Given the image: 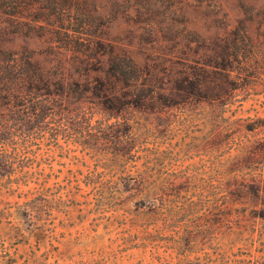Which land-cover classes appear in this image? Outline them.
<instances>
[{
    "label": "rangeland",
    "instance_id": "obj_1",
    "mask_svg": "<svg viewBox=\"0 0 264 264\" xmlns=\"http://www.w3.org/2000/svg\"><path fill=\"white\" fill-rule=\"evenodd\" d=\"M76 2L85 32L131 58L161 93H179L182 71H220L214 66L227 57L221 38L230 29L248 27L253 53L227 60L235 87L227 104L186 100L136 122L138 144L124 157V169L175 173L197 201H138L129 191L102 200L94 189L100 184L103 195L113 186H135L120 179L125 173L112 160L113 148L98 149L93 135L86 141L91 148L62 139L54 145L47 137L19 140L17 158L25 166L0 176V264H264V29L258 23L264 0ZM59 4L67 7L68 0ZM78 14L55 9L51 27L69 17L75 27ZM9 23L0 19V48L32 56L66 83L101 78L98 70H83L93 51L67 50L72 37ZM97 120L87 127L92 134ZM170 221L177 222V236L170 227L161 230Z\"/></svg>",
    "mask_w": 264,
    "mask_h": 264
},
{
    "label": "trees",
    "instance_id": "obj_2",
    "mask_svg": "<svg viewBox=\"0 0 264 264\" xmlns=\"http://www.w3.org/2000/svg\"><path fill=\"white\" fill-rule=\"evenodd\" d=\"M76 1L68 0L67 7H63L59 0H0V19L30 29L43 28L55 36L62 34L72 37L67 50L81 53L82 56L91 51L95 54L86 61L83 70H98L102 74L101 78L66 83L60 78H51L48 70L32 56L22 51L0 48V176L1 171L8 175L20 172L25 166L17 158L19 140L24 142L47 137L54 145L62 139L65 143L74 142L91 148L86 141L93 135L97 138L95 144L98 149L113 148L112 160L120 161V170L125 173L123 177L120 175V179L135 184L122 190L113 186L108 191L109 195H103L104 185L100 184L94 188L100 199H115L117 195L129 191L128 196L138 201H197L193 188H183L177 183V174L138 169L130 174L124 169L128 162V158L124 157L138 144L134 130L138 128L136 122L144 115H162L165 108L177 106L186 100L222 105L228 103L229 90L235 87H230L227 60H241L244 51L253 53L248 27L242 25L230 29L221 38L228 52L226 59L214 66L220 71L214 70L213 75L204 70L199 73L182 71L181 82L185 85L175 87L179 93H166L165 88H159L161 93L157 88L149 87L148 73L131 58L120 57L113 49H106L98 39L85 32L87 23L80 21L83 13L81 16L78 14ZM55 9L64 16L77 13L79 20L76 26L72 25L75 17H69L66 24L51 27V15ZM259 14L258 23L264 29V7ZM11 32L16 33L17 29ZM94 61L95 64H92ZM110 79L115 81L114 86L110 85ZM209 88L211 92H202ZM93 119L99 125L92 134L87 127ZM119 125L125 128V132L118 129ZM137 158L130 154L131 162L136 163ZM161 223V230L167 231V227H170L173 235L179 234V230L174 229L178 227L177 222Z\"/></svg>",
    "mask_w": 264,
    "mask_h": 264
}]
</instances>
